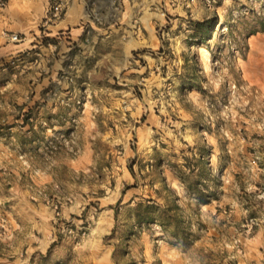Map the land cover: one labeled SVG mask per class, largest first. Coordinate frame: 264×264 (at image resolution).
<instances>
[{
    "label": "rangeland",
    "instance_id": "1",
    "mask_svg": "<svg viewBox=\"0 0 264 264\" xmlns=\"http://www.w3.org/2000/svg\"><path fill=\"white\" fill-rule=\"evenodd\" d=\"M158 1L138 63L0 61V264H264V0Z\"/></svg>",
    "mask_w": 264,
    "mask_h": 264
},
{
    "label": "crops",
    "instance_id": "2",
    "mask_svg": "<svg viewBox=\"0 0 264 264\" xmlns=\"http://www.w3.org/2000/svg\"><path fill=\"white\" fill-rule=\"evenodd\" d=\"M114 2L66 0L62 17L45 23L52 0H0V61L37 46L44 34L59 45L63 58L79 54L119 68L129 60L138 63L134 53L152 47L157 37L159 1L123 0L120 13L113 12ZM6 33H18L21 40L10 41Z\"/></svg>",
    "mask_w": 264,
    "mask_h": 264
},
{
    "label": "trees",
    "instance_id": "3",
    "mask_svg": "<svg viewBox=\"0 0 264 264\" xmlns=\"http://www.w3.org/2000/svg\"><path fill=\"white\" fill-rule=\"evenodd\" d=\"M200 25V24H198ZM202 28L203 26L200 25ZM210 27H208L209 29ZM131 171L133 172V174H135L133 167H131ZM133 186V185H132ZM149 202L151 201L148 200ZM144 207V209L142 210V208ZM173 207L176 209V212H178L177 210H180V205H178L177 203H175L173 205ZM137 210H138V220L139 222H147V221H151V220H159V222L167 227V228H176V227H171V222L173 220H177V223L179 224L181 222V217H177L179 216V213H174V214H170L168 211L169 210H164V208H161V206L159 205H155V201L153 204L150 203H146L144 204V202H139L138 206H137ZM159 214L158 216L155 214Z\"/></svg>",
    "mask_w": 264,
    "mask_h": 264
},
{
    "label": "built area",
    "instance_id": "4",
    "mask_svg": "<svg viewBox=\"0 0 264 264\" xmlns=\"http://www.w3.org/2000/svg\"><path fill=\"white\" fill-rule=\"evenodd\" d=\"M6 0H1V4H4ZM66 7V0H52L51 7L49 9L48 15L45 19V23L52 22L59 19L64 14ZM7 38L10 41H20L21 35L18 33H6Z\"/></svg>",
    "mask_w": 264,
    "mask_h": 264
}]
</instances>
